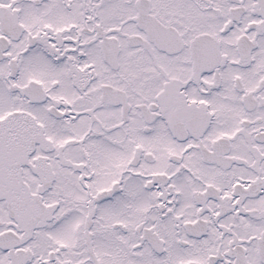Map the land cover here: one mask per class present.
Listing matches in <instances>:
<instances>
[{
    "label": "snow or ice",
    "instance_id": "obj_1",
    "mask_svg": "<svg viewBox=\"0 0 264 264\" xmlns=\"http://www.w3.org/2000/svg\"><path fill=\"white\" fill-rule=\"evenodd\" d=\"M0 264H264V0H0Z\"/></svg>",
    "mask_w": 264,
    "mask_h": 264
}]
</instances>
